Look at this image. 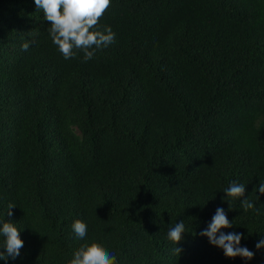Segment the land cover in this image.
<instances>
[{"label": "trees", "instance_id": "obj_1", "mask_svg": "<svg viewBox=\"0 0 264 264\" xmlns=\"http://www.w3.org/2000/svg\"><path fill=\"white\" fill-rule=\"evenodd\" d=\"M104 26L110 45L65 59L34 0H0V224L24 241L0 264L92 243L116 264H264V0H111ZM233 182L254 210H230ZM218 207L251 260L201 235Z\"/></svg>", "mask_w": 264, "mask_h": 264}, {"label": "clouds", "instance_id": "obj_2", "mask_svg": "<svg viewBox=\"0 0 264 264\" xmlns=\"http://www.w3.org/2000/svg\"><path fill=\"white\" fill-rule=\"evenodd\" d=\"M34 2L43 12L44 19L50 23L47 29L50 38L65 59L72 58L75 54L74 50L79 49L84 54V61L91 60L95 50L107 47L115 39V33L110 26H104L103 30L97 28L99 20L110 7L111 0H34ZM29 46L30 42H25L22 49L27 51ZM257 187L258 192L264 194V181H260ZM245 191V186L236 182L223 190L230 210L232 209L231 201L242 197L241 207L245 212L255 209L256 205L252 200L245 198ZM253 191H256V188ZM13 207L15 205L9 204L8 215H12ZM232 226L225 210L218 207L208 228L201 235L208 237L213 246L223 249L226 257H242L251 260L254 253L247 247L240 246L243 238L241 233L225 234L221 231ZM72 230L81 240L87 236V225L79 219L73 222ZM185 231V224L181 221L170 227L167 233V238L176 245L174 252L178 255L181 254L182 249L177 245ZM0 236L4 238L3 244L0 245V249H4L0 251V260L9 258L14 260L19 257L24 241L16 224L10 221L2 222ZM256 247L257 249L264 247V240L258 242ZM68 264H116V257L98 243L85 244L74 251Z\"/></svg>", "mask_w": 264, "mask_h": 264}]
</instances>
